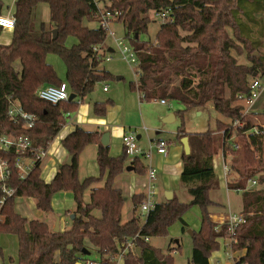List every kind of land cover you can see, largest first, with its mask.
Masks as SVG:
<instances>
[{"label":"trees","instance_id":"trees-1","mask_svg":"<svg viewBox=\"0 0 264 264\" xmlns=\"http://www.w3.org/2000/svg\"><path fill=\"white\" fill-rule=\"evenodd\" d=\"M45 3L50 10L48 25L37 21V10ZM103 8L121 13L119 22L140 62L141 75L131 87L141 94V100L174 101L183 107L175 112L181 119L176 141L180 143L185 137L189 140L191 152L182 154L180 180L192 200L184 203L174 195L169 201L156 203L143 222L138 210L145 193H138L132 198L136 214L131 221H124L126 199L114 184L119 175L127 172L125 151L112 156L110 146L101 142L102 133L76 127L62 140L72 159L59 166L52 181L42 178L44 161L25 180L19 179L15 169L9 181L14 194L0 203V234L18 238L17 264L82 263L87 243L98 250L99 264H116L114 258L133 239L140 255L129 252L124 257L125 264H174L170 254L163 255L149 240L168 237L175 223H180L186 232L184 215L192 206L200 208L202 220L200 229L192 235L193 256L189 264H210L212 255L221 249L222 240L228 238L226 224L216 230L217 223L209 210L215 204L210 191L218 186L213 159L220 151L235 154L230 143L234 133L243 137L244 143L242 154L237 153L241 164L232 166L240 179L229 188L245 189L248 179L256 175L261 188L242 191L245 222L237 229L232 251H246L237 264H264V133L258 134L255 129L264 130L246 118L245 105L239 98L249 95L252 82L264 77V55H254L263 45L264 0H103ZM162 9H171L173 21L161 23L154 41H141L140 36L148 33L152 20L148 14ZM96 11L92 0L15 1L12 42L0 44V133L28 135L35 146L47 149L67 124L64 113L75 112L79 101L95 92L98 82L114 78L111 72L99 69L104 59L93 55V45L105 43L108 38L106 31L91 26L99 19ZM2 14L4 6L0 1ZM2 32L0 27V35ZM70 37L76 38L77 43L68 47ZM50 53L59 55L66 64V83L70 94H76L72 101L54 104L37 94L43 86L63 82L47 62ZM244 53L249 63L240 62ZM17 60L22 65L21 72L14 67ZM10 99L18 100L26 111L37 116L34 128L26 130L22 123L15 124L8 118ZM110 101L95 100L96 116L106 115ZM210 105L231 124L219 122L216 132L189 133L185 128L186 113ZM262 108L264 112V103ZM237 121L242 125L234 126ZM89 144L98 145L100 173L81 180L79 157ZM0 155H5L1 149ZM133 166V173L138 176L148 172L141 158ZM102 181L101 187L93 188ZM88 189L92 194L86 202ZM60 191H71L76 203L75 218L66 231L54 232L47 222L28 220L15 211L17 197H32L40 211L51 214L53 196ZM3 197L0 189V201Z\"/></svg>","mask_w":264,"mask_h":264},{"label":"rangeland","instance_id":"rangeland-1","mask_svg":"<svg viewBox=\"0 0 264 264\" xmlns=\"http://www.w3.org/2000/svg\"><path fill=\"white\" fill-rule=\"evenodd\" d=\"M3 3L4 11L5 13H9L11 10L12 13L15 12V1L16 0H0ZM48 6V5H46ZM47 7V12L45 14V17L40 13L37 12V21L40 23L45 18L46 20H49V11ZM148 16L152 19L149 24V31L147 34H142L140 36L141 41H154L155 35L158 32V30L161 27V21L157 19L155 16V13H149ZM264 19V15H262ZM97 24V23H96ZM96 24L91 26H97ZM111 29L113 32H115L116 37L122 38L125 42L126 40H129V37L126 35V30L124 25L121 22H114L111 25ZM255 30H257L255 28ZM258 32V31H257ZM75 43H77V39L74 37H70L67 41V46L71 47ZM106 43L108 46L112 47L115 51L111 53L112 60L106 61L104 60L101 64L102 67L105 68L107 71L111 72L114 75V78L107 81L109 92H103L101 88L97 90L96 93H93L91 95H88L84 98L83 101L80 102V106L78 109L71 113V120L75 122L77 118H79V121L81 122V126L89 131H96L99 130L104 133H109V146H110V154L114 156H119L124 153V147H123V134L126 132H133L136 136L141 135V139L138 141L139 146L141 148H146L147 143L149 139L162 137L170 141H174L175 139V133L178 129V127L181 124L180 117H177L176 121H165L167 117H169L173 112H177L183 107L176 102H171V108L168 106L162 104L160 100H139L138 92L135 91L131 87L132 82H136L137 76L135 75L133 69L130 67V65L122 58L118 47H116V44L111 36H109L106 40ZM259 51V52H258ZM258 51L254 52V55L256 57H261L264 55V37H263V45L258 49ZM240 62L242 63H249L247 61L246 53H244L240 58ZM47 62L51 64L54 69L56 70L58 76L63 80V82H67V68L66 64L63 61V59L54 53H50L47 57ZM14 67L17 71H22V65L19 60H17L14 63ZM101 67V68H102ZM119 77H123L122 79H119ZM264 86V77L260 79ZM260 101L257 103L255 102L253 109L250 110L245 115L246 110L248 109L247 105H245L244 115L247 119H249L253 124L259 125L263 127L264 125V112H263V103H264V87L262 91ZM98 100L99 102H108L110 101L107 106V113L103 118H105L106 122L105 124L108 125V129H104L103 123H100L98 119L99 117L96 116L94 113V102L95 100ZM257 104V105H256ZM66 113H64L65 115ZM66 117V115H65ZM70 118L67 119V122L71 123ZM223 122L226 125H230L231 122L220 115L211 105L200 110H191L188 113H186V119H185V128L186 130L190 132H216L218 131V123ZM262 122L260 124H256ZM65 125V127L62 128L60 133L56 136V138L53 140V142L50 144L49 147V153L47 154V157L43 160V169H42V175H46L48 173L50 168V162L55 163L56 166L59 168V166L62 163H58L57 157L55 155V151H58V149H62V142H61V134L64 133L66 129L69 128L68 124ZM234 126H241V121H237L236 123H233ZM155 126H160L161 129H155ZM147 130H146V129ZM106 130V131H105ZM157 131H160L159 134H157ZM233 139V140H232ZM243 137L241 138L237 133L233 134V137L230 139V143L233 144L232 147L235 149V156L231 153V151H228L229 155L226 157V162L228 165H239L241 164V155L237 156V153L243 152ZM97 147V148H96ZM149 147V145H148ZM174 144L170 146V155L173 156L175 153L172 151L174 149ZM242 151V152H241ZM97 152H98V145L97 144H89L83 152L80 154L79 161L81 162V167L83 171L81 174L79 173V178L81 180H84L86 176L89 175L90 170L92 169V166L94 167V164H96L97 167V174L99 175V167L97 166ZM239 153V154H240ZM178 154V153H177ZM153 155H156V152L153 153ZM234 156V158H233ZM142 162L145 166L149 165V159L141 156L140 157ZM51 160V161H49ZM222 161V159H219ZM216 175H217V181L218 186L216 188H213L210 191V198L214 201L218 202L220 205L213 204L210 207V212H219L221 210H224V214H230L235 213L239 214L243 210V192L242 191H236L234 189H230L227 187V180L225 179L223 175V164L220 162L219 165L216 167ZM233 177L231 179L232 183L240 179L239 175H237L233 171ZM158 176L156 180V190L159 191V196H163L165 199L167 196V192H174V195H176L180 200H182L185 203L190 202V195L187 191V188L185 185L181 182L180 177H166L162 173H158ZM235 176V177H234ZM231 177V176H230ZM229 177V179H230ZM249 179H256L258 181V185H255L250 188L249 190L254 189H260L261 185L258 180V176H254L253 178ZM248 179V181H249ZM247 181V183H248ZM247 187V186H246ZM86 194V193H85ZM53 201L55 202V205L52 201L53 206V216L55 217L57 221V217L61 215L62 217H67V222H70L71 220V213H68V210H71L72 208H75V200L73 193L71 191H60L57 192L53 196ZM125 205L128 202L127 199L125 200ZM222 206V209H218ZM128 212V211H127ZM59 214V215H57ZM48 215V214H46ZM225 220L223 219V223L226 222V219L228 216H225ZM47 219V217H46ZM184 219L188 221L189 228H187V231L184 235H189L188 231H196L193 229H200L201 226V220H202V213L198 206H192L189 208V210L185 213ZM42 220V219H41ZM45 220V219H44ZM56 221L54 223V228L56 225ZM217 223V222H216ZM180 223H175L171 229H170V235L171 237H178L181 236V232L179 229ZM198 229V230H199ZM197 230V231H198ZM188 233V234H187ZM4 235V234H3ZM0 234V264H15V261H17V238L11 235L10 238H5ZM168 236V237H169ZM166 238H155L152 240V243L155 245L156 248L161 249L159 246H161ZM11 238H14L16 241V244H14L11 240ZM162 247V246H161ZM223 248V247H222ZM221 258L223 261L220 260L222 264H235L234 259L231 257V251L226 252L225 250H221L220 253ZM91 259L98 260L100 259V256L98 252H91L89 255ZM213 256V255H212ZM11 258L13 261H11ZM188 255L186 254V248L184 245L181 246V249L174 254V264H189L188 263ZM212 263H216V258L213 257ZM17 264V263H16Z\"/></svg>","mask_w":264,"mask_h":264},{"label":"built area","instance_id":"built-area-1","mask_svg":"<svg viewBox=\"0 0 264 264\" xmlns=\"http://www.w3.org/2000/svg\"><path fill=\"white\" fill-rule=\"evenodd\" d=\"M95 7L96 13L99 17L97 21V27L106 31L108 37L111 36L118 47V50L122 58L130 65L133 69L137 80L141 75L140 62L136 50L134 49L130 39L126 42L119 37H116L115 32L111 29V25L114 22H119L121 13L118 11H110L103 8V0H92ZM155 13L157 19L161 23L172 22V12L171 9L158 10ZM16 25V18L14 14L9 11L7 14L0 15V27L7 31H13ZM110 49L112 47L108 46L107 43H97L92 47L93 55L97 59H104L106 61L112 60ZM115 51V50H113ZM136 80V81H137ZM263 83L260 79H256L251 84V92L249 95H240V101L245 103L248 109L245 115L253 108L255 102L260 99L263 91ZM101 88L103 91H108V84L103 82H98L95 86V92ZM38 96L48 102L57 104L62 101H68L70 97V91L68 84L62 82L60 85H46L38 89ZM160 102L168 107H171V102L166 100H160ZM66 117L69 118L70 113L66 112ZM8 118L15 124H23L26 130L32 129L37 124V116L25 110L22 104L18 100L10 99L8 106ZM264 130V125H262ZM256 133L262 134L264 131H259L255 129ZM123 147L127 155L129 163L133 164L137 158L144 156L151 160L154 152L160 155H166L168 151V143L165 140H155L150 141L149 147L143 150L138 144V138L133 132H126L123 134ZM0 149L4 151V156L0 155V189L4 192V197L0 203L11 197L14 194V189L9 187V181L12 179L14 170L16 169L19 173V179L25 180L35 169L36 165L43 161L48 154V150L44 148H39L35 146L33 140L28 135L13 136L8 134L0 133ZM232 172V169L227 165L223 166V175L227 179ZM157 176V171L153 167H148V172L146 174V179L148 183L145 185L147 191L145 192V200L140 206L141 215L147 218L151 209L156 205V187L155 180ZM258 185L256 179H249L247 187L245 189H236L237 191H244L252 189L253 186ZM225 220V219H224ZM245 222V217L242 213L240 214H230L226 222L227 233H228V246L231 248L234 242V237L236 235L238 227ZM218 229V228H217ZM134 240H128L124 249H122L118 256L120 259H124L125 255L129 252L136 253V245ZM148 240V238L146 239ZM85 264H94L87 261ZM246 264V263H242Z\"/></svg>","mask_w":264,"mask_h":264},{"label":"crops","instance_id":"crops-1","mask_svg":"<svg viewBox=\"0 0 264 264\" xmlns=\"http://www.w3.org/2000/svg\"><path fill=\"white\" fill-rule=\"evenodd\" d=\"M46 5H48V4H46V3L45 4H40V6H39V8L37 10V12H40L44 17H45V14L47 12V7L49 9V6H46ZM48 11H49V19H50V10H48ZM4 14H7V13H5V11H4ZM43 22H45L47 25L49 24V20H46L45 18L43 19ZM96 23L97 22L93 23L92 25H94ZM94 27H97V26H94ZM12 32L13 31H7V30L3 29V32L0 35V44L9 45L12 42V36H13ZM113 50L114 49H110L109 51L111 53H113L114 52ZM101 67H102V64L99 66V69L100 70H106L105 68H103V67L101 68ZM122 78L123 77H119V79H122ZM103 83L107 84V81H103ZM103 92H109V89H108V91H103ZM138 96H139V100L142 101L141 100V94L139 92H138ZM259 101H260V99L257 100V103ZM169 108H171V107H169ZM172 114L175 116V120L174 121H176L177 116H176L175 112H173ZM71 116H72V114H70V116H69L70 120H71ZM98 119H100L99 120L100 123H103L104 129H108V125L105 124V122H106L105 118L99 117ZM67 123H69V122H67ZM260 123H262V122H259V123H256V124H260ZM68 126H69V128L66 129L64 131V133L61 134V136H60L61 142L66 136H68L71 132H73L76 129V127H82L81 126V122L79 121V118H77V120L75 122H73L71 120V123H69ZM155 129H161V128H160V126H155ZM96 131L102 133V136H103L104 132H101L99 130H96ZM177 132H178V129H177L176 133L174 134L175 135L174 141H172L171 139H169L170 141H168L167 139L162 138L160 136L158 138L149 139V141L147 143V147L145 149L142 148L143 150H146L148 148V145H149L150 141H155V140H165L168 143L167 154L166 155H160L159 153H156L155 156L152 155L151 160H149V165L146 166L147 168L151 166V167L156 169V171H157L156 180H157V178L160 179V177L158 176L159 172L162 173L163 175H165L167 178L171 177V176L172 177L173 176L174 177H177V176L180 177L181 176V173L183 171L182 154L184 152V147H183V144L181 142L179 143V142L176 141ZM188 132L192 133L190 131H188ZM159 133H160V131H157V134H159ZM193 133H197V132H193ZM137 137H139V139H138V141H139L141 139V135H137ZM172 144H174V146H175L173 151H172V154H173V152L175 153L173 156L170 155L171 151L169 150L170 146ZM48 153H49V150H48ZM97 154H98V152H97ZM55 155L57 157L58 163H62L61 165H63L66 162H68V159H69V156H70L68 154V152L64 149L63 146H62V149H58V151H55ZM227 155L230 156L229 153L224 154L222 151H220L217 155L214 156L213 162H214L215 170H216V167L219 165L220 162L223 164V166L227 165L228 167H230L232 169V166L228 165L227 162H226L227 161L226 160ZM112 156H114V155H112ZM219 159H222V161H220ZM49 161H51V160H49ZM50 163L51 164H50V168H49L48 173H46V175H44V177L42 175V178L46 182L52 181V179L55 177V175L58 172V167L56 166V164L52 163V162H50ZM80 164H81V162L79 161V173L81 174L83 169H82ZM126 164H127V166L133 165V164L129 163L128 159L126 161ZM97 166L99 167L98 161H97ZM96 174H97V167H96V164H94V167L92 166V169L90 170L89 175L86 176L85 179L88 178V177H92V176L96 177ZM232 174H233V170H232V172L230 174L231 177L229 176L230 179H229V177L226 179L228 188H229L230 185H233L236 182V177L234 176L235 177V181H234V183H232V181H231V179L233 177ZM156 180H155V187H156ZM103 183H104L103 181L102 182H98V183L93 185V188L101 187L103 185ZM147 183H148V181L146 179V175L145 176H138L137 174L133 173V171H131V172L127 171L126 173H123V174L119 175L115 179V184H114L115 188L120 189L123 192V195H124L125 199H127V202H128V207H127V204H126L125 208H124V221H131L134 218L136 213L134 212L132 198H133L134 195H136L138 193H145L147 191V189L145 187V185ZM229 190H230V188H229ZM234 190H236V189H234ZM168 193L169 192H167V194ZM91 194H92L91 189H88L86 191V194H85V201L86 202L90 201ZM172 194H173V197H174V192ZM190 197H191L190 198V201H191L192 200V196L190 195ZM211 200L216 205H220L218 202L214 201L213 199H211ZM155 201H156V203H161V202H165V201H169V200H167V196H166L165 199L163 198V196H159V191H157L156 192V196H155ZM180 201L183 202L182 200H180ZM53 203L55 205L54 201H53ZM211 208H214V207H211ZM218 209H222V206L219 207ZM75 210H76V204H75V208H72L71 210H68V213L69 214L71 213L73 215ZM15 211L18 214H20L21 216L27 218L28 220H33V219H40L41 220L42 219L43 221L47 222L52 227V229L54 230V223L56 221L55 217L53 216V214L46 215L45 213L40 211L37 208V206H36L35 199L32 198V197H27V198L26 197H17L16 198ZM139 212L141 213L140 209L138 210V213ZM52 213L56 214L55 212H52ZM211 213H212L213 221L215 223L217 222L216 230H219L220 226L223 225V219L226 218L225 216H229L230 214H235V213H232V212L230 214H224V210H221L219 212H211ZM240 213H242V212H240ZM94 214L98 216L99 212H94ZM57 215H59V214H57ZM72 215H70V216H72ZM46 217H47V219H46ZM58 217L60 218V231H66V230L71 228V222H67V220H66L67 217L64 218L61 215H59ZM142 219H143L142 220L143 222L146 221V218H144L143 216H142ZM71 220H72V218H71ZM185 222L187 223L188 228H189L190 226H189L188 221H186V219H185ZM179 229H180V232H181V236H178L176 238L169 236L167 239H165V242L161 245L162 247L159 246L161 248L159 250L162 252L163 255L170 254L174 258V254H176V252L179 251L178 248L181 247L182 245H184L185 248H186V254L189 257L188 258V263H189V260L193 256V239H192V235H190V234L187 235V236L184 235L185 232L183 231L182 225H179ZM198 229H193V230L197 231ZM6 235H10V234H4L3 235V236H5V238H10L9 236H6ZM11 236H14V235H11ZM14 237H16V236H14ZM153 239H155V238L150 239L149 243L153 247H155V245L152 243ZM11 240H12V242L14 244H16V241H15L14 238H11ZM16 247H17V260H18V250H19L18 238H17ZM221 250H223V251L225 250L226 252H230L231 251V257L234 259L235 264H237V261L239 260L240 257H242V256H244L246 254L245 250L238 251V252H233L232 251V247L230 248L228 246V239L226 238V239L222 240L221 249L219 251L215 252L213 254V256H212V258L213 257L216 258V263L215 264H222L220 262V260L221 261H223V260L221 258V255L219 254ZM91 252H98V250L95 247L91 246L89 243H87V250H86V253H85V260L82 261V264H85L87 261H90V262H92L94 264H99L100 263V261H99L100 259L95 260V259H91L90 258L89 255L91 254ZM11 261H13L12 258H11ZM59 261H60V256H59V253H57L56 254V262H59ZM114 261L116 262V264H125L124 263V259H120L119 256L115 257ZM16 263H18V262L15 261V264ZM210 264H214V263H212V259L210 260Z\"/></svg>","mask_w":264,"mask_h":264},{"label":"water","instance_id":"water-1","mask_svg":"<svg viewBox=\"0 0 264 264\" xmlns=\"http://www.w3.org/2000/svg\"><path fill=\"white\" fill-rule=\"evenodd\" d=\"M56 37H57V30L54 31V38H56ZM75 98H76V94L71 93L70 97H69V101H72ZM174 120H175V116L173 114H171L169 117H167L165 119V121H168V122L169 121H174ZM137 138L139 139V137H137ZM101 142H102L103 145H109V133H104L103 134V136L101 138ZM181 143L183 144L185 154L189 155L190 152H191V148H190V144H189L188 138L187 137L183 138L181 140ZM71 159H72V157L69 156L68 162H70ZM126 170L131 172V171L134 170V166L133 165H129V166H127ZM172 198H173V194L171 192H169L167 194V200H171ZM71 218L74 219L75 218V214H73L71 216ZM59 231H60V218L57 217V221H56V225H55V228H54V232H59ZM188 233L190 235H193V231L192 230H189ZM85 253H86V250H85ZM136 253L138 255H140V249L139 248H136ZM78 264H82V263H78Z\"/></svg>","mask_w":264,"mask_h":264}]
</instances>
